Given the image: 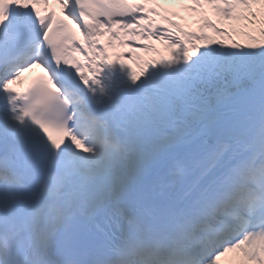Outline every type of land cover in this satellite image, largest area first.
I'll return each instance as SVG.
<instances>
[{"label":"snow or ice","instance_id":"6c2138e0","mask_svg":"<svg viewBox=\"0 0 264 264\" xmlns=\"http://www.w3.org/2000/svg\"><path fill=\"white\" fill-rule=\"evenodd\" d=\"M0 264H264V0H0Z\"/></svg>","mask_w":264,"mask_h":264}]
</instances>
